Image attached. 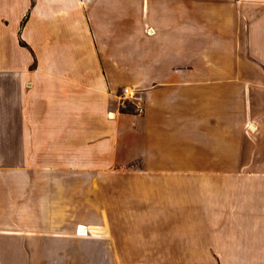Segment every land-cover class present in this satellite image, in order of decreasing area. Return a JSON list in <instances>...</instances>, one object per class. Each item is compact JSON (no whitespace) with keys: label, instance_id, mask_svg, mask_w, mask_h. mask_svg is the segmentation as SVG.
<instances>
[{"label":"crops","instance_id":"0c3cea01","mask_svg":"<svg viewBox=\"0 0 264 264\" xmlns=\"http://www.w3.org/2000/svg\"><path fill=\"white\" fill-rule=\"evenodd\" d=\"M262 183L264 0H0V264L242 261Z\"/></svg>","mask_w":264,"mask_h":264},{"label":"rangeland","instance_id":"374dc122","mask_svg":"<svg viewBox=\"0 0 264 264\" xmlns=\"http://www.w3.org/2000/svg\"><path fill=\"white\" fill-rule=\"evenodd\" d=\"M126 87H127V89L130 88L132 91H131V93H128V90H127V92H126L127 95H125L123 92V89L125 87H123L120 90L119 97L121 100L122 109L123 110H131L133 113L141 114L140 112H137L136 107L138 105H141L144 108L143 112L145 111V107L142 103V90L140 88H137V87L136 88L129 87V86H126ZM262 184L264 185V183H262ZM261 193H264V190ZM140 194L141 193L137 194V196H139V198H136L138 201L137 205H142V206L150 205L151 206V200L146 201L145 199H141ZM105 195H106L105 201H106V204L108 205L107 208L112 212L114 210V207H115L114 193H106ZM175 198H177L178 200L181 201L179 196H176ZM177 199H176V203H172V202L170 203L171 205H173V207L171 209H174V211H175L174 213H169V214L163 215V214L156 211L152 215L150 221L152 222V225L156 228L153 229V231L151 233H153L155 235V238H153L155 240V242L160 241L161 236H159V235L162 234V230H161L160 226H162V224L167 225V227H170V229H171V234L174 233L170 236V239L168 240L169 243H175V242H177V239H180V238L185 239L186 238L187 241L185 242V244H187V245L186 246L182 245L181 248L177 247L175 251L170 250L171 251V254H170L171 260L170 261L155 260V261H148V262H137L135 264H264V229H261V227L258 230L256 229V227L258 225L261 226L263 223H261L262 222L261 219H260L259 223H257L256 221H252V220H254V219H252L253 214H250L251 221L249 222L250 223V230H249L250 245L248 247H245V246L243 247L244 253L247 254L245 256L246 257L245 260H242V261H218V262H195L193 260H186V259L181 260L180 259L181 257H185L184 254H186V257H188V258L194 257L192 255L193 249H194L193 242H192V240H193V214L192 213H185L184 212L185 208L183 206L182 207L177 206L179 204L180 205L183 204V203H180V201L178 204ZM166 215L168 216V220L164 221L163 217H165ZM113 220H114V214L112 212L111 214H109V223L111 224V226H112ZM107 221H108V218H107ZM163 222H168V224L163 223ZM186 223H188V224H186ZM101 226L104 229L103 235L107 234L108 233L107 226L102 225V224H101ZM157 227H159L160 230H158ZM182 227H187L188 229H191V230H188L187 233H182L181 232L182 229H179ZM235 232L240 233V231H231V232L228 231V233L231 234V238L235 235ZM77 233H79L78 228H77ZM111 233L112 232H110V234ZM157 233L159 235H157ZM110 234H108V236H110ZM229 236L230 235L228 234V237ZM234 241L239 242L240 239H238V240L236 239ZM234 248H236V246ZM104 249H105V247H103L101 245V254H103L105 252ZM152 250L154 253L153 257L155 259H159L162 257L160 244H157V243L154 244V247H152ZM179 253H181L182 255H179ZM101 264H109V263L104 262Z\"/></svg>","mask_w":264,"mask_h":264},{"label":"bare ground","instance_id":"6f19581e","mask_svg":"<svg viewBox=\"0 0 264 264\" xmlns=\"http://www.w3.org/2000/svg\"><path fill=\"white\" fill-rule=\"evenodd\" d=\"M131 89L130 88H128V93H131ZM91 224V223H90ZM78 231H79V234H81V235H84V234H87V227L85 226V225H82V224H80L78 227ZM90 230L92 231V233H94V234H98V233H101V236L103 235V233H104V229H103V227L101 226V227H94V226H91L90 227ZM89 233V232H88Z\"/></svg>","mask_w":264,"mask_h":264},{"label":"built area","instance_id":"2783aa9c","mask_svg":"<svg viewBox=\"0 0 264 264\" xmlns=\"http://www.w3.org/2000/svg\"><path fill=\"white\" fill-rule=\"evenodd\" d=\"M127 87H125L124 89H123V92H124V94L125 95H127ZM136 110H137V112H140V113H142L143 112V110H144V108L141 106V105H138L137 107H136Z\"/></svg>","mask_w":264,"mask_h":264}]
</instances>
